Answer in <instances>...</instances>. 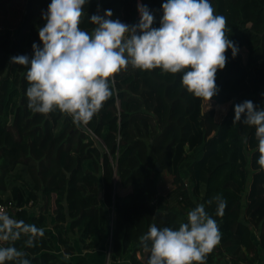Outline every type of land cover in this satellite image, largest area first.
Listing matches in <instances>:
<instances>
[{
	"label": "trees",
	"instance_id": "1",
	"mask_svg": "<svg viewBox=\"0 0 264 264\" xmlns=\"http://www.w3.org/2000/svg\"><path fill=\"white\" fill-rule=\"evenodd\" d=\"M211 1L238 47L234 58L226 52V66L216 73L219 92L211 101L228 104L219 123L212 108L181 87L183 73L131 66L115 74L113 95L86 126L59 111L33 113L27 68L9 61L31 58L32 44L40 45L41 14L51 0H25L17 26L0 30V202L9 193L16 219L45 229L34 247L23 237L15 242L31 264H84L58 258L55 245L72 256V237L93 251L104 236L109 263L147 264L139 238L150 225L178 228L200 203L221 234L206 264H264V173L256 163L255 128L232 124L235 104L250 99L264 109V0ZM138 2L159 27L165 0H88L79 26L91 31L88 20L98 7L100 15L111 9L109 19L136 24ZM162 173L171 177L165 195L158 192ZM217 195L227 201L222 217ZM38 197L40 211L30 216L26 208Z\"/></svg>",
	"mask_w": 264,
	"mask_h": 264
},
{
	"label": "clouds",
	"instance_id": "2",
	"mask_svg": "<svg viewBox=\"0 0 264 264\" xmlns=\"http://www.w3.org/2000/svg\"><path fill=\"white\" fill-rule=\"evenodd\" d=\"M88 0H51L42 11L38 29L40 45L32 44V56L17 55L11 64L27 68V107L47 115L59 111L76 127L86 126L113 95L115 74L127 70L162 74L183 73L181 87L210 109L219 92L216 73L226 66V52L233 58L238 47L226 35V17L214 14L209 0H165L159 27L146 5L137 4L139 22L133 25L109 19L111 9L89 17L91 31L80 28ZM232 124L255 128V151L259 172L264 173V109L252 100L235 104ZM217 216H223L227 201L214 198ZM213 201H208L211 204ZM45 229L17 220L0 208V264H31L28 253L15 242L23 238L26 247L44 236ZM140 244L149 253L147 264H206L207 256L219 244L216 220L203 203L187 212L178 228L150 225ZM65 259L70 257L65 253Z\"/></svg>",
	"mask_w": 264,
	"mask_h": 264
},
{
	"label": "rangeland",
	"instance_id": "3",
	"mask_svg": "<svg viewBox=\"0 0 264 264\" xmlns=\"http://www.w3.org/2000/svg\"><path fill=\"white\" fill-rule=\"evenodd\" d=\"M209 2L211 3L212 1L209 0ZM24 4L25 0H0V30L14 29L17 26L23 12ZM210 105V108L215 111V122H219L226 113L228 105H216L212 101H210ZM205 108H207L206 102ZM171 189V177L162 173L158 180L159 194H168Z\"/></svg>",
	"mask_w": 264,
	"mask_h": 264
},
{
	"label": "crops",
	"instance_id": "4",
	"mask_svg": "<svg viewBox=\"0 0 264 264\" xmlns=\"http://www.w3.org/2000/svg\"><path fill=\"white\" fill-rule=\"evenodd\" d=\"M1 198L3 199L4 202L12 203L9 193L4 194ZM40 208H41V201H40V198L38 197V201H36L34 205L32 206H28L26 208V211L28 212L30 216H36L39 213ZM261 235L264 236V226L262 228ZM105 240L106 238L104 236L102 243H100L97 249L93 251H84L81 249L78 241L72 237L70 239V243L75 248V253L74 255L69 256L70 257L69 260L71 261L73 260L74 262H82L84 264H130V262L127 259L120 260L117 263H109V248H107V244ZM54 253L57 255L58 258L65 259L61 247L58 246L57 244L55 245Z\"/></svg>",
	"mask_w": 264,
	"mask_h": 264
},
{
	"label": "built area",
	"instance_id": "5",
	"mask_svg": "<svg viewBox=\"0 0 264 264\" xmlns=\"http://www.w3.org/2000/svg\"><path fill=\"white\" fill-rule=\"evenodd\" d=\"M0 208L5 209L10 216L16 219L15 213L17 212L18 208H16L13 203L0 202Z\"/></svg>",
	"mask_w": 264,
	"mask_h": 264
},
{
	"label": "water",
	"instance_id": "6",
	"mask_svg": "<svg viewBox=\"0 0 264 264\" xmlns=\"http://www.w3.org/2000/svg\"><path fill=\"white\" fill-rule=\"evenodd\" d=\"M103 13H104V11H103Z\"/></svg>",
	"mask_w": 264,
	"mask_h": 264
}]
</instances>
